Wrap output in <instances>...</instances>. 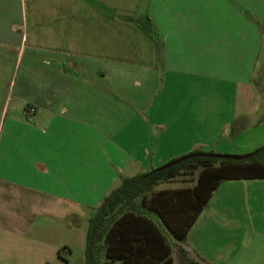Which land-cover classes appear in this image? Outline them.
I'll list each match as a JSON object with an SVG mask.
<instances>
[{
    "label": "crops",
    "instance_id": "1",
    "mask_svg": "<svg viewBox=\"0 0 264 264\" xmlns=\"http://www.w3.org/2000/svg\"><path fill=\"white\" fill-rule=\"evenodd\" d=\"M260 58L264 0H0V264H70L123 178L263 146ZM181 246L264 264V179L222 182Z\"/></svg>",
    "mask_w": 264,
    "mask_h": 264
},
{
    "label": "trees",
    "instance_id": "2",
    "mask_svg": "<svg viewBox=\"0 0 264 264\" xmlns=\"http://www.w3.org/2000/svg\"><path fill=\"white\" fill-rule=\"evenodd\" d=\"M147 21L139 24L132 18L150 36ZM261 77L258 83L264 80ZM246 155L243 160L190 158L162 171L123 178L88 218L83 264H172L173 241L181 264H198L181 244L218 186L224 181L264 179V145ZM183 176L191 177L187 182L195 179V185L155 191L159 184ZM69 254L65 247L56 255L68 264Z\"/></svg>",
    "mask_w": 264,
    "mask_h": 264
},
{
    "label": "rangeland",
    "instance_id": "3",
    "mask_svg": "<svg viewBox=\"0 0 264 264\" xmlns=\"http://www.w3.org/2000/svg\"><path fill=\"white\" fill-rule=\"evenodd\" d=\"M122 19H128L129 21L132 22V18H122ZM133 21L134 23H139L141 24V17L137 16V17H133ZM145 21H143V24H145ZM137 26V25H136ZM260 63H261V67L259 69V75H262L261 78L264 77V60H262L260 58ZM257 75V76H259ZM230 155H241V154H230ZM195 176H193L194 178ZM191 177L190 176H183V177H179L176 180H178L175 183H169V184H164V186H176V187H193L195 185V179H193L194 181H189L187 182ZM87 227H88V217L82 218L77 220V226H76V231L75 234L80 233V242L77 244H73V254L71 257V262L70 264H83V256H84V240H85V234L87 231ZM172 250H173V255H172V259L174 261L175 264H178L179 261H181L180 259V255L178 250L175 247V242L173 241V245H172ZM62 264V263H61Z\"/></svg>",
    "mask_w": 264,
    "mask_h": 264
},
{
    "label": "water",
    "instance_id": "4",
    "mask_svg": "<svg viewBox=\"0 0 264 264\" xmlns=\"http://www.w3.org/2000/svg\"><path fill=\"white\" fill-rule=\"evenodd\" d=\"M201 157H210V158H215V159H227V160H243L248 157V155H230V154H210V153H191L187 154L185 156H182L176 160H173L171 162H168L164 164L163 166L154 169L152 172L155 171H162L164 169H167L173 165H176L182 161L188 160L190 158H201Z\"/></svg>",
    "mask_w": 264,
    "mask_h": 264
}]
</instances>
